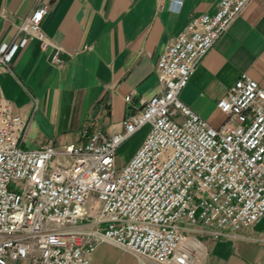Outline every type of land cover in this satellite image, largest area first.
Segmentation results:
<instances>
[{"label": "built area", "instance_id": "built-area-1", "mask_svg": "<svg viewBox=\"0 0 264 264\" xmlns=\"http://www.w3.org/2000/svg\"><path fill=\"white\" fill-rule=\"evenodd\" d=\"M249 1L219 0L213 13L192 17L156 59L159 91L110 135L87 121L74 143L25 148L29 118L0 98V264H90L101 243L139 264H208L198 234L215 239L264 216V90L240 73L216 103L225 116L217 127L180 99ZM46 12L36 7L18 26L28 36L0 45L1 66L9 68L31 38L48 46L40 26ZM58 53L51 62L61 66ZM144 128L119 166L118 147Z\"/></svg>", "mask_w": 264, "mask_h": 264}, {"label": "crops", "instance_id": "crops-1", "mask_svg": "<svg viewBox=\"0 0 264 264\" xmlns=\"http://www.w3.org/2000/svg\"><path fill=\"white\" fill-rule=\"evenodd\" d=\"M179 1L0 0V45L28 36L18 26L36 7H47L40 26L48 46L43 49L31 38L9 68L0 65V98L29 118L22 146L51 143L60 149L76 141L87 121L109 135L120 130L122 119L159 91L158 55L192 17L213 13L219 0ZM56 47L61 66L51 62ZM242 72L264 90V0H250L217 38L180 99L217 127L225 116L216 103ZM142 130L125 140L117 154L127 149L130 158L137 148L131 141ZM55 160L63 162L59 155ZM263 230L264 216L250 228L228 230L215 239L198 236L207 244L208 264H264ZM114 248L101 243L90 264H115Z\"/></svg>", "mask_w": 264, "mask_h": 264}, {"label": "rangeland", "instance_id": "rangeland-1", "mask_svg": "<svg viewBox=\"0 0 264 264\" xmlns=\"http://www.w3.org/2000/svg\"><path fill=\"white\" fill-rule=\"evenodd\" d=\"M140 134L141 135H140L139 139H137L138 137L136 136L137 138H135L134 140L131 141L130 146H132V148L135 145L138 148V146L141 144V142L144 139V136L146 134V128H144ZM116 157H117L118 162H121L123 160H127L129 158V156L127 155V149L118 153ZM114 249H115L114 253H117V254H115V257H116L115 264H139L137 257H135L134 255H132L128 252H124L119 248H114Z\"/></svg>", "mask_w": 264, "mask_h": 264}]
</instances>
